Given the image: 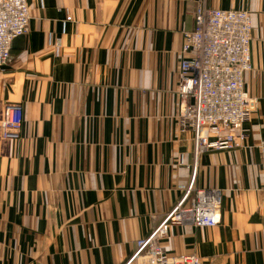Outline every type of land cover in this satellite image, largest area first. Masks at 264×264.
Listing matches in <instances>:
<instances>
[{"label": "crops", "instance_id": "0c3cea01", "mask_svg": "<svg viewBox=\"0 0 264 264\" xmlns=\"http://www.w3.org/2000/svg\"><path fill=\"white\" fill-rule=\"evenodd\" d=\"M29 30L0 68V264H123L182 198L220 193L214 227L170 226L167 255L264 264V0H26ZM246 9L254 108L238 146L197 151L177 113L197 7ZM69 17V19H67Z\"/></svg>", "mask_w": 264, "mask_h": 264}, {"label": "built area", "instance_id": "2783aa9c", "mask_svg": "<svg viewBox=\"0 0 264 264\" xmlns=\"http://www.w3.org/2000/svg\"><path fill=\"white\" fill-rule=\"evenodd\" d=\"M26 0H0V68L10 58L12 40L28 32ZM69 19V17H67ZM252 22L246 9L197 7L194 27L184 34L179 65L177 118L181 129L192 131L197 151L238 146L237 133L254 108L244 89L251 68ZM23 119L19 103L5 104L0 115L3 139L17 141ZM264 182V141L259 145ZM220 193L215 188L184 187L182 198L149 235L136 240V250L123 264H204L194 253L166 254L160 240L170 226L214 227L219 221Z\"/></svg>", "mask_w": 264, "mask_h": 264}]
</instances>
